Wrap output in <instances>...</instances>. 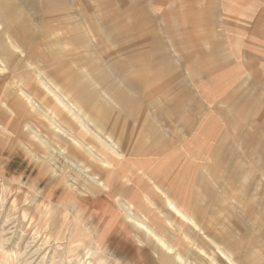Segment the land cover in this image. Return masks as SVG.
<instances>
[{"label":"bare ground","instance_id":"1","mask_svg":"<svg viewBox=\"0 0 264 264\" xmlns=\"http://www.w3.org/2000/svg\"><path fill=\"white\" fill-rule=\"evenodd\" d=\"M27 1L39 2L40 22L30 19L36 25H30L20 3L0 0V98H4L0 132L13 141L16 137L38 178L47 177L53 185L48 198L58 207L54 210L43 202L34 218L45 239L65 241L70 254L82 251L100 264L109 258L113 264H125V257L142 264H196L193 260L199 257L204 264H253L254 238L249 239L248 249L238 238L239 229L223 222L222 209L210 210L207 176L197 182L205 195L194 194L191 180L195 177L196 182L197 168L205 163L195 168L192 141L176 134V121L171 119L176 115L174 107L167 110L170 121H165L163 130L154 115L132 108L127 91L118 88L114 79L108 82L122 108L98 100L97 91L82 78L88 64L80 55L86 47L81 27L97 18L83 16L77 5L69 11L65 0ZM111 19L101 24L108 31L105 40H127L131 22ZM142 37L139 34L140 43ZM97 41L96 47L108 53V44L100 36ZM125 49L123 66L137 68L132 81L143 88L139 76L143 55L129 56L128 46ZM162 115L167 117L166 112ZM37 134L42 139L34 141ZM222 202L218 196L216 206ZM55 213L61 227L52 234L49 222ZM70 224L77 234L74 238L67 234ZM204 243L210 252L202 247Z\"/></svg>","mask_w":264,"mask_h":264},{"label":"crops","instance_id":"2","mask_svg":"<svg viewBox=\"0 0 264 264\" xmlns=\"http://www.w3.org/2000/svg\"><path fill=\"white\" fill-rule=\"evenodd\" d=\"M128 3L131 32L143 34V86L164 90L157 92L163 105L174 99L182 107L171 117L176 134L190 138L196 159L227 151L229 137L237 139L238 149L252 156L247 176L257 170L264 181V17L242 18L228 0H136L130 11ZM152 118L165 130L169 117ZM222 156L206 162L205 171L230 166ZM231 166L244 168L239 160ZM250 243L253 264H264V245Z\"/></svg>","mask_w":264,"mask_h":264},{"label":"rangeland","instance_id":"3","mask_svg":"<svg viewBox=\"0 0 264 264\" xmlns=\"http://www.w3.org/2000/svg\"><path fill=\"white\" fill-rule=\"evenodd\" d=\"M14 1L16 4L20 3V6L23 8L22 14L29 19L30 25H36L35 23H37L36 21L31 22L30 19L35 18L38 20V23L40 22V8L37 5L39 2L34 4L30 0V2L27 0ZM135 1L129 0V11L131 10V4ZM141 1L145 2V0ZM228 1H230V6L236 15L242 18L251 20L252 16L264 17V0ZM65 2L67 5L66 9L68 8L69 11L75 10L77 5L84 13L83 16L88 17L94 14L97 18L96 22L90 23L89 25H82L81 27L80 36L86 47L80 52V55L82 53L83 61L85 60L88 64H85V67L82 69V78L88 83L91 89L97 91L98 100L100 99L104 104L111 105L113 103L118 109L122 108V100H115L114 94L117 91L110 88L108 81L111 78L116 81L114 84H118V88L127 91L134 110L144 109L143 113H149L154 116L158 114L161 118L163 117L162 112H166L168 117L167 110L171 107H174L176 114L179 112L178 110L182 107L173 98V101L168 102L166 106L158 98L157 92L164 93V90L146 87L137 88L132 81L137 77L135 72L137 68L131 70L128 66H123L125 61V46H128L127 54L129 56L143 54L144 43H140L139 39V34H141L140 28L132 33L131 27L127 32V40L125 37L122 40L116 38L109 42L105 40L104 32L108 31L104 30L102 28L104 25L101 24L110 21L111 16L113 23L118 21L120 23L125 22L126 0H65ZM71 17L69 15V19H72ZM128 21L131 22L130 19ZM113 23L110 26L112 30H115L116 27ZM116 34L118 33H113V35L117 36ZM98 36L101 37L103 43L108 44V53L101 52L96 47ZM44 48L47 50L49 47ZM69 49L68 46H63V50L68 52ZM68 55L70 56L69 52ZM107 59L113 60L114 65L109 64ZM134 67L135 65H133ZM141 70L142 64L140 65L139 76H141ZM170 92L171 90L168 91L167 95H171ZM162 93L160 97H163ZM0 99L1 101L4 100V98ZM121 116L124 115L121 114ZM166 121L168 122L170 119H166ZM99 135L101 134L99 133ZM15 138L14 141L12 139L10 140V137L3 136L0 132V264H100L98 258L90 255L86 256L82 251L80 254H70L66 247L70 244H66L65 241L47 240L45 239L44 232H39V226L37 227L35 225L37 222L34 221V218L38 215L39 205L46 202L48 207L55 210L58 204L57 201L48 198V193L53 185L48 182L47 177L43 180L38 178L34 164L24 155L21 148L15 142ZM102 138L108 142L107 138ZM38 139L42 138L37 134L34 141H38ZM228 140L230 143L226 148L227 151H219V153L213 152L197 157L196 163L201 164L202 162L204 164L213 159L215 161H221L222 154H226L223 160L227 157L228 165L230 166H225L222 169H213L209 171L208 175L204 168H197L196 189L198 192L201 191L197 185L198 179L204 178V175L207 176L210 193L206 195L204 191H201V193L203 196H212L210 210L217 208L219 212L222 209L223 222L239 229V239L245 241L250 239L251 241L252 238H255L263 246L264 181L260 178L257 170L256 179L250 176V174L247 176V172L250 169L248 164L251 163L252 156L249 152H243L241 149H238L237 139L229 137ZM183 154L184 152L180 153V156H183ZM236 160H239L244 165L243 169L237 170L236 167L231 166ZM66 171H69V169ZM180 177L183 180L184 175L182 174ZM191 182H195V177L192 178ZM36 190V193H38L37 196L33 193ZM218 196H222L223 200L222 206L219 205V207L216 206ZM124 203L126 204L125 201ZM60 222L59 216L55 213L53 219L49 222L51 227L50 233L53 234L59 231L61 227ZM74 230V226L70 224L67 232L70 238H74L77 235L74 233ZM207 245L204 243L202 247L207 252H210L211 249ZM113 248V246L110 247L111 252ZM258 248L256 247L254 250H259ZM178 251L181 253L185 252L182 248ZM118 257H120L119 254ZM130 259L131 257H125L123 262L125 264H142L141 261H137L136 263L135 261H130ZM193 262L196 264H204V261L200 257L197 260H193ZM105 264L113 263L109 258Z\"/></svg>","mask_w":264,"mask_h":264}]
</instances>
